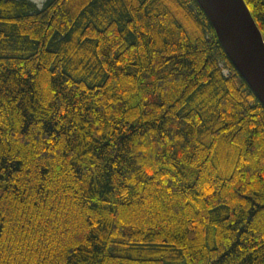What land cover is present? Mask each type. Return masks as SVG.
<instances>
[{
  "label": "trees",
  "instance_id": "16d2710c",
  "mask_svg": "<svg viewBox=\"0 0 264 264\" xmlns=\"http://www.w3.org/2000/svg\"><path fill=\"white\" fill-rule=\"evenodd\" d=\"M0 264H264V107L197 0H0Z\"/></svg>",
  "mask_w": 264,
  "mask_h": 264
},
{
  "label": "water",
  "instance_id": "95a60500",
  "mask_svg": "<svg viewBox=\"0 0 264 264\" xmlns=\"http://www.w3.org/2000/svg\"><path fill=\"white\" fill-rule=\"evenodd\" d=\"M226 54L264 107V35L245 0H197Z\"/></svg>",
  "mask_w": 264,
  "mask_h": 264
},
{
  "label": "rangeland",
  "instance_id": "374dc122",
  "mask_svg": "<svg viewBox=\"0 0 264 264\" xmlns=\"http://www.w3.org/2000/svg\"><path fill=\"white\" fill-rule=\"evenodd\" d=\"M35 1L39 6H42L46 0H33Z\"/></svg>",
  "mask_w": 264,
  "mask_h": 264
}]
</instances>
